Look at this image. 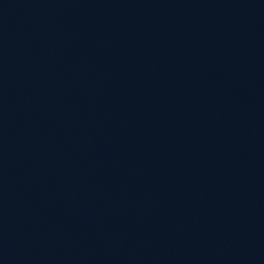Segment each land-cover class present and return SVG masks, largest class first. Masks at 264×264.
Returning <instances> with one entry per match:
<instances>
[{
  "label": "water",
  "instance_id": "95a60500",
  "mask_svg": "<svg viewBox=\"0 0 264 264\" xmlns=\"http://www.w3.org/2000/svg\"><path fill=\"white\" fill-rule=\"evenodd\" d=\"M0 264H264V0H0Z\"/></svg>",
  "mask_w": 264,
  "mask_h": 264
}]
</instances>
